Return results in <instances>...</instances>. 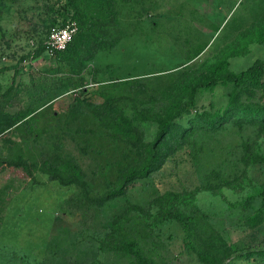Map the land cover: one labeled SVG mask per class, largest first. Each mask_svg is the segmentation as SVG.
<instances>
[{
  "label": "trees",
  "instance_id": "1",
  "mask_svg": "<svg viewBox=\"0 0 264 264\" xmlns=\"http://www.w3.org/2000/svg\"><path fill=\"white\" fill-rule=\"evenodd\" d=\"M52 4L49 7L55 17L48 22L45 39L52 26L69 19L78 22L79 30L65 50L56 52V66L48 69L54 75L44 73L46 77L39 81L33 77L31 85L22 87L13 80L0 93V138L19 134L23 151L0 156V171L15 167L33 183H40L39 178L45 176L75 189L67 202L74 200L99 211L125 198L139 181L152 185L168 162L186 154L197 182L191 189L152 185L154 213L143 212L130 201V211L110 223L107 235L117 238L118 244L114 248L109 243L108 248L118 249L134 264H160L154 254L161 257L162 253L150 237L155 220L166 219L181 225L185 246L204 264L264 260V249L238 247L224 237L218 227L221 216L206 211L198 200L203 192L220 195L226 188L232 189L245 194L228 203L227 209L234 211L231 215L238 211L237 215L253 226L264 214V189H255L251 177L252 167L264 164V148L259 143L260 137L264 138V58L240 71L231 68L234 58L248 55L253 45H264V11L247 23L215 60L198 61L210 44L202 40L184 47L180 62L158 71L104 79L101 76L112 71L113 64L94 62L132 36L128 19L134 12L139 18L143 12L150 13L147 1L57 0ZM45 51L42 39L30 55L38 57ZM18 67H1L0 73L11 68L17 73ZM219 87L227 89L225 100L208 105L201 102ZM73 92L76 94L58 121L56 139L50 141L35 117ZM16 104L19 108L11 111ZM235 135L238 142H225ZM67 141L80 156L67 147ZM100 169L107 176L103 190L94 193L93 177ZM100 248L106 250L103 245ZM30 263L27 254L18 252L8 261Z\"/></svg>",
  "mask_w": 264,
  "mask_h": 264
},
{
  "label": "rangeland",
  "instance_id": "2",
  "mask_svg": "<svg viewBox=\"0 0 264 264\" xmlns=\"http://www.w3.org/2000/svg\"><path fill=\"white\" fill-rule=\"evenodd\" d=\"M56 1L0 0V7H3L0 11V68L19 66L17 73L13 68L0 73V93L6 91L13 80L22 87L24 84L31 85L33 77L39 81L46 77L44 73L49 77L50 74L54 75L48 69L56 66L55 54L50 55L45 51L34 58L30 54L36 51L42 39L46 40L48 22L55 17L49 6ZM146 1L151 12H143L140 18L134 12L128 19L132 36L123 40L115 51L100 54L94 62L113 64V70H106L101 78L158 71L162 66L180 62L184 56L183 48L202 40L210 44L198 61L215 60L222 49L234 41L237 33L264 11V0ZM217 26L221 27L219 31H216ZM257 58H264V45H253L248 55L234 58L231 68L240 71ZM87 77L90 82L89 73ZM226 92L225 87H219L215 94H208L201 102L207 105L211 101L222 102L226 99ZM75 94L73 92L60 98L52 107L36 115V123L44 128L48 140L55 141L58 121ZM22 96L27 97L26 93H22ZM18 108L19 104H16L11 111ZM18 136L11 133L0 138L1 157L23 152ZM232 140L238 142V135L228 137L225 142ZM259 143L264 148V138L260 137ZM66 144L80 156L71 141ZM87 162L91 163V160ZM92 165L97 166L94 162ZM87 170L93 176V172ZM104 176L107 173L103 174L100 169L93 177L94 193L103 190ZM251 177L255 189H264V164L253 166ZM39 181L33 183L22 170L15 167L0 171V264H8L14 252L27 254L30 264H91L93 261L134 264L118 249L114 251L108 248L109 243L114 248L118 244L117 238L107 235L111 231L110 223L130 211V201L143 212L154 213L156 208L150 204L152 185L161 189H191L197 178L189 156H177L156 176L155 183L151 185L139 181L125 198L99 211L94 207L77 205L74 200L67 202L75 194V189L49 181L45 176H41ZM254 188L248 190L253 191ZM244 194L226 188L220 195L203 192L198 195V200L206 211L221 216L218 218L219 231L232 244L264 249V214L252 226L237 215L238 211L231 215L234 211L227 209L230 201L236 202ZM152 228L150 238L162 253L161 257L154 254L158 263L204 264L195 252L185 246V234L180 224L156 219ZM100 245L106 250L101 249ZM233 264H264V260H236Z\"/></svg>",
  "mask_w": 264,
  "mask_h": 264
},
{
  "label": "built area",
  "instance_id": "3",
  "mask_svg": "<svg viewBox=\"0 0 264 264\" xmlns=\"http://www.w3.org/2000/svg\"><path fill=\"white\" fill-rule=\"evenodd\" d=\"M78 30L79 24L74 19H69L64 24L52 26L45 40L47 52L54 55L57 51L65 50Z\"/></svg>",
  "mask_w": 264,
  "mask_h": 264
}]
</instances>
